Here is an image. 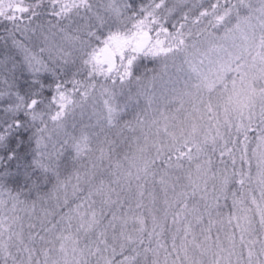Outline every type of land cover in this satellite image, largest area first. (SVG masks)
Instances as JSON below:
<instances>
[{"label":"snow or ice","instance_id":"snow-or-ice-1","mask_svg":"<svg viewBox=\"0 0 264 264\" xmlns=\"http://www.w3.org/2000/svg\"><path fill=\"white\" fill-rule=\"evenodd\" d=\"M0 264H264V0H0Z\"/></svg>","mask_w":264,"mask_h":264},{"label":"rangeland","instance_id":"rangeland-1","mask_svg":"<svg viewBox=\"0 0 264 264\" xmlns=\"http://www.w3.org/2000/svg\"><path fill=\"white\" fill-rule=\"evenodd\" d=\"M145 63H148L147 61H145ZM151 66V64H149V67Z\"/></svg>","mask_w":264,"mask_h":264},{"label":"trees","instance_id":"trees-1","mask_svg":"<svg viewBox=\"0 0 264 264\" xmlns=\"http://www.w3.org/2000/svg\"><path fill=\"white\" fill-rule=\"evenodd\" d=\"M151 66H152V65H151ZM151 66H150V67H151Z\"/></svg>","mask_w":264,"mask_h":264}]
</instances>
